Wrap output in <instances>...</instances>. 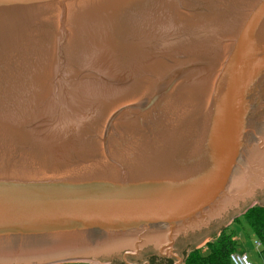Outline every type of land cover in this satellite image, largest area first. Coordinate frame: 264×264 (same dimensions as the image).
<instances>
[{"label": "water", "instance_id": "water-1", "mask_svg": "<svg viewBox=\"0 0 264 264\" xmlns=\"http://www.w3.org/2000/svg\"><path fill=\"white\" fill-rule=\"evenodd\" d=\"M252 194L264 0H0V264H180Z\"/></svg>", "mask_w": 264, "mask_h": 264}, {"label": "rangeland", "instance_id": "rangeland-1", "mask_svg": "<svg viewBox=\"0 0 264 264\" xmlns=\"http://www.w3.org/2000/svg\"><path fill=\"white\" fill-rule=\"evenodd\" d=\"M254 205H264V195L261 198H258L254 194L251 195V203L247 207H243L240 213H237L233 219L226 223L220 230L215 232L213 235L209 236L200 246L196 247L194 243H191L185 247L181 252L182 262L180 264H185V258L188 255L189 251L195 248H201L202 252L205 253L207 245L209 242H213L218 236L221 230H230L235 231L238 240V249L237 251L245 252L250 258L252 264H264V253L261 252V245L257 244L256 236L253 232L251 226L245 221L242 214L254 206ZM164 259L171 264H175L173 258H167L160 256L159 254L153 253L146 255L142 259L127 260L130 264H142L144 261H148L149 264L156 262L157 260ZM73 264V263H65ZM105 264H125L123 260V254L113 255L111 259Z\"/></svg>", "mask_w": 264, "mask_h": 264}, {"label": "trees", "instance_id": "trees-1", "mask_svg": "<svg viewBox=\"0 0 264 264\" xmlns=\"http://www.w3.org/2000/svg\"><path fill=\"white\" fill-rule=\"evenodd\" d=\"M242 216L253 229L256 241L261 245V252L264 253V205H254ZM237 249L238 240L235 231L221 230L216 239L209 242L205 253L201 248L189 251L185 264H231L229 255Z\"/></svg>", "mask_w": 264, "mask_h": 264}, {"label": "built area", "instance_id": "built-area-1", "mask_svg": "<svg viewBox=\"0 0 264 264\" xmlns=\"http://www.w3.org/2000/svg\"><path fill=\"white\" fill-rule=\"evenodd\" d=\"M257 244L260 245L259 242H257ZM229 259L231 264H252L248 255L245 252L241 251H235L230 253Z\"/></svg>", "mask_w": 264, "mask_h": 264}, {"label": "crops", "instance_id": "crops-1", "mask_svg": "<svg viewBox=\"0 0 264 264\" xmlns=\"http://www.w3.org/2000/svg\"><path fill=\"white\" fill-rule=\"evenodd\" d=\"M242 252V251H241ZM147 263H149L148 261H146ZM145 261L142 263V264H145L146 263ZM73 264H94V263H91V262H85V261H80V262H72ZM151 264H171L170 262H167L166 260L164 259H160V260H157L156 262H152L151 261Z\"/></svg>", "mask_w": 264, "mask_h": 264}]
</instances>
